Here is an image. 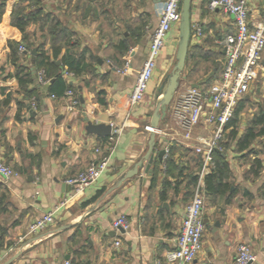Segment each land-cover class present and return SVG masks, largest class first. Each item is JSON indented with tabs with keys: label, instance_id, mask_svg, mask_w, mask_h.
Returning <instances> with one entry per match:
<instances>
[{
	"label": "crops",
	"instance_id": "obj_1",
	"mask_svg": "<svg viewBox=\"0 0 264 264\" xmlns=\"http://www.w3.org/2000/svg\"><path fill=\"white\" fill-rule=\"evenodd\" d=\"M18 1H7L0 23V87L5 88L4 93L0 92V101L9 98L0 124L4 131L0 161L16 170L10 179L0 176L8 204L6 211L0 213V226L7 229L0 248L3 257L0 264L16 256L11 264H63L66 258L73 264H156L158 260H165L166 253L174 249L185 207L197 185L205 192L203 217L206 222L202 248L191 264H236L240 244H247L256 254L257 259L251 264H264V167L260 177L250 176L254 155L242 156L234 150L235 142L227 136L224 141L227 147L223 152L233 182L230 201L227 203V196L206 194L205 177L210 173L200 174L202 167L197 185L188 186L189 172L178 175V168L188 163L190 170L195 169L189 155L197 154L196 141L185 140L177 123H171V105L159 124L164 134L156 135L155 160L149 171L144 169L111 190L145 156L151 135L146 126L151 125L158 91L176 63L179 28L174 27L156 60L145 100L131 110L125 107L126 97L133 90L138 73L148 58L153 30L159 20L160 3L137 0L138 7L123 19L124 24L119 29V26L100 25L93 12L76 7L77 1L43 0L44 10L54 13L75 33L74 51L92 63L91 73L63 75L80 100L75 110L68 111L67 97L52 99L49 89L41 103L46 85L39 83L37 87L33 79L27 93L19 86L15 68L9 61L8 46L11 14ZM210 1L192 2L191 25H201L203 35H192L189 51L214 56L223 68L225 57L216 41L233 32L234 26L232 19L222 11L209 8ZM263 16L264 0H251L250 23H260ZM142 22L146 23L141 29L142 35L127 30L128 24L135 29ZM28 31L35 34L34 40L43 41L37 25H31ZM122 33L129 42L125 52L116 47ZM51 48V42H47L45 49L51 52ZM65 51L64 46L60 56ZM31 60L29 52L30 68ZM193 63L190 61V65ZM126 64L127 71L118 72L117 68L124 69ZM204 65L196 68L189 79L183 73L184 81L179 89L203 88L210 76H214L211 83L220 79L222 68L216 75L209 71L208 76ZM261 65L264 68V62ZM61 66V63L57 65L60 69ZM250 89L245 99L249 101L248 105L251 102L257 105L248 109L252 112L248 122L245 125L239 123L240 135L253 115L264 109L258 101L259 97L264 99L259 91L264 89V71H260ZM100 99L105 103L100 104ZM28 104H31V110L27 108ZM244 115L243 112L240 119ZM86 117L93 123H114L120 131L113 142L107 170L94 183L79 190L68 185L66 179L99 159L97 149L105 146L106 138L86 132ZM209 134L203 126L194 131L195 137H208ZM260 142L264 144V137L255 141L253 149L258 148L255 152L264 165V148L259 147ZM167 146L174 149L168 171L164 161L157 158ZM250 156L252 160L246 163L237 160ZM144 164L146 167L148 162ZM153 177H156L155 183H152ZM63 202L65 205L57 211L54 224L44 231L27 235V228L35 219ZM121 215H126L130 221V227L124 233L113 227L114 220ZM116 241H120V246H116Z\"/></svg>",
	"mask_w": 264,
	"mask_h": 264
},
{
	"label": "built area",
	"instance_id": "obj_2",
	"mask_svg": "<svg viewBox=\"0 0 264 264\" xmlns=\"http://www.w3.org/2000/svg\"><path fill=\"white\" fill-rule=\"evenodd\" d=\"M251 0H211L209 8L212 11L220 10L233 21L234 31L218 39L216 43L224 51V65L221 77L208 87H188L174 98L171 104V114L185 140H195L194 149L201 157L202 169L200 174L211 173L215 168V151L223 152L222 143L226 140L227 125L234 117L238 104L250 92L251 84L264 71L261 60L264 52V16L260 23L251 24L249 21V3ZM182 0H162L158 12V24L153 30L150 50L147 60L138 73L136 84L125 100V107L131 110L145 100L150 82L156 68V60L162 52L167 35L174 27L179 28L181 20ZM192 35L201 37L202 27L198 23L191 25ZM19 51L27 52L25 46H20ZM124 69L118 72H125ZM65 76L72 73L65 72ZM39 83L48 85L49 80L43 78L42 72L38 73ZM69 100L68 111L75 110L80 100L72 89L65 93ZM50 98L55 99V95ZM35 107V106H34ZM112 133L108 142L102 149H97L100 157L92 162L86 169L76 176L66 179V183L76 189L84 188L94 183L108 168L109 154L113 150V142L120 131L118 125L111 123ZM200 126L210 131L208 137H195L194 131ZM146 130L156 135L164 134L160 127L146 126ZM170 147L164 149L163 161L168 157ZM15 172L10 166L0 161V176L10 179ZM204 189L197 185L191 200L185 207L182 228L176 238L174 249L166 253L165 260H158L156 264H191L202 248V237L205 230ZM65 202L55 207L53 211L45 213L35 219L27 228V235H32L46 230L55 223V215ZM115 230L127 231L130 221L126 215H121L113 222ZM120 246V241H116ZM10 252L12 249L9 250ZM257 259L256 254L247 244H240L235 258L236 264H251ZM3 257L0 255V263ZM63 264H72L69 259Z\"/></svg>",
	"mask_w": 264,
	"mask_h": 264
},
{
	"label": "trees",
	"instance_id": "obj_3",
	"mask_svg": "<svg viewBox=\"0 0 264 264\" xmlns=\"http://www.w3.org/2000/svg\"><path fill=\"white\" fill-rule=\"evenodd\" d=\"M8 0H0V23L5 11L6 3ZM98 0H88L87 8L85 4L78 0L76 7L85 10V12H93L96 18L102 15L107 17L106 9H102L96 5ZM37 25L41 32V39L43 41L34 40L35 34L29 33L28 29L31 25ZM145 22L138 25L137 28L133 29L131 24L127 25V30L134 31L138 36L142 35L141 29L145 26ZM113 28V21L110 22ZM122 38L118 41L117 49L121 52H125L129 49V42L123 33ZM75 33L69 29L54 13L47 12L44 10L43 0H19L11 14V27L8 34V46L10 48L9 61L15 68V77L19 83L21 89H25L26 93L29 91L28 88L33 84L32 71L29 62V52L33 49H37L35 56V70L39 73L42 72L45 80H54L49 86V95H55L56 99L66 97L65 93L71 89L69 82L64 79L63 75L65 72L72 73L76 76H82L86 73H91L92 63L85 60L83 54L78 55L74 51L73 37ZM47 42H51V52L45 49ZM20 46H25L27 52H20ZM66 47V51L60 56L63 47ZM197 48V47H193ZM221 54L224 56V51L220 47ZM220 54V55H221ZM60 58L61 69L57 67L56 60ZM190 61H194L190 65ZM202 64L207 65L206 73L210 76V72L218 73L222 68L221 61H217L216 57L207 55L204 52H198L197 54L191 53L188 50L186 65L184 72L185 76L189 79L196 68H200ZM60 69V71H59ZM210 71V72H209ZM209 72V73H208ZM183 75V74H182ZM214 76H210L206 81L208 87ZM3 87H0V92L4 93ZM103 92H101L102 94ZM79 98V97H78ZM100 104H104L103 99L99 100ZM249 101L243 99L235 109L234 117L227 125L228 138L234 141V150L241 153L242 156L254 155L249 168V174L253 178H258L263 170V161L258 156V153L253 149L255 141L261 137H264V109H259L256 112L247 129L240 135L239 134V123L240 116L247 108ZM9 98L0 101V124L4 117L2 116L3 108L8 106ZM0 142L1 138H4V131L0 129ZM32 139V137H31ZM109 137L104 138L105 144L108 142ZM5 147L7 146L6 141L3 142ZM226 147V144H225ZM173 148H170L168 157L164 160L165 170L168 171L170 167V161L172 160ZM28 157L32 158L31 155ZM215 168L212 173L205 177V191L208 195H220L227 196V203L230 201L233 193H230L233 182L230 180V169L229 164L226 161V154L224 152L215 151L214 153ZM189 161L194 165L195 169L190 170V167L186 163L185 165L179 166L178 175L185 171H188V186H196L199 179V171L202 167V160L199 155L190 153ZM156 177H153L152 183H155ZM100 195V194H99ZM97 195V196H99ZM97 198V197H96ZM164 198V194H163ZM6 194L0 185V213L6 211L8 204H6ZM7 229L0 226V248L3 246L4 234ZM72 263V262H71ZM73 264V263H72Z\"/></svg>",
	"mask_w": 264,
	"mask_h": 264
},
{
	"label": "water",
	"instance_id": "obj_4",
	"mask_svg": "<svg viewBox=\"0 0 264 264\" xmlns=\"http://www.w3.org/2000/svg\"><path fill=\"white\" fill-rule=\"evenodd\" d=\"M162 0H155V3H160ZM192 2L193 0H182V6H181V20L179 25V43L177 48V54H176V63L170 72V74L166 77L164 83L161 85L159 91H158V101L155 107V110L152 115L151 119V126L152 127H159L160 122L165 119L167 116L168 110L170 105L172 104L175 95L179 89L181 76L184 72L185 65H186V59L187 54L189 50V46L191 43V37H192V28H191V10H192ZM32 56V66L31 71L34 79V83L37 87H39V78H38V72L35 70V56L37 54V49H33L31 52ZM57 65H60V61L56 62ZM54 80H51L48 85H46L43 89H45L44 93L41 95V103H44V100L46 98L48 89L50 84L53 83ZM41 89V88H39ZM83 101V100H82ZM27 108L29 110L32 109L31 104L27 105ZM84 121L86 123L85 130L89 134H94L102 137H109L112 133V126L110 124L105 123H93L89 118H84ZM155 141H156V134L151 132L149 141H148V149L146 151L145 156L142 160L138 161L132 169L127 171L120 180L113 186L111 190H114L122 185L126 180L136 176L145 169L146 172L149 171L150 166L155 160V154H154V147H155ZM163 155L164 150H161L158 153L157 158L159 160L163 161ZM147 161L148 165H146L144 162ZM75 188V187H73ZM206 222V221H204ZM120 232L124 233L123 229H119ZM17 257V256H16ZM16 257H11L7 261H5L3 264H11ZM68 259V258H66Z\"/></svg>",
	"mask_w": 264,
	"mask_h": 264
},
{
	"label": "rangeland",
	"instance_id": "obj_5",
	"mask_svg": "<svg viewBox=\"0 0 264 264\" xmlns=\"http://www.w3.org/2000/svg\"><path fill=\"white\" fill-rule=\"evenodd\" d=\"M75 2L76 1H78V0H74ZM81 2H83L85 5H87L88 4V0H80ZM138 1L137 0H98V4H96V5H98L100 8H101V10L102 9H106V12H107V17L106 16H104V15H102L101 17H99V23H100V25H104V26H106V27H108V25H110V22L111 21H113V26H119L120 28L119 29H121V27L123 26V19L125 20V19H127L128 18V16L130 15V13L132 12V11H134L137 7H138ZM111 26V25H110ZM264 54V53H263ZM264 62V55H263V60H262V62L261 63H263ZM202 66V65H201ZM204 67H205V69H206V67H207V65H204ZM184 81V78H183V75L181 76V81H180V83L181 82H183ZM184 90H186V89H178V91H177V93H176V95H175V98L181 93V92H183ZM260 91V95H264V89H260L259 90ZM259 95V96H260ZM258 96V97H259ZM258 101H260L259 102V104H260V106L261 105H264L263 103V101H264V99L262 98H260L259 97V99H258ZM263 102V103H262ZM262 103V104H261ZM257 105V103L256 102H251L249 105H248V107L246 108V110L244 111V113H245V115H244V117H242L241 119H240V123L242 122V124H246L247 122H248V119L250 118V116H251V113L252 112H249V108L250 107H253V108H255V106ZM171 123H173V124H175L176 122L173 120V119H171ZM172 125V124H171ZM228 141H229V139H228ZM222 146L224 147V149H225V144H224V142L222 143ZM226 147H227V145H226ZM259 147L260 148H264V144H263V142H260L259 143ZM258 148H254V150L255 151H258L257 150ZM245 157V156H244ZM237 160H238V162H241V163H246V162H248L249 160L251 161L252 160V157L250 156V157H247V158H241V157H239V158H237ZM12 169H13V171H16L15 170V168L14 167H12Z\"/></svg>",
	"mask_w": 264,
	"mask_h": 264
}]
</instances>
